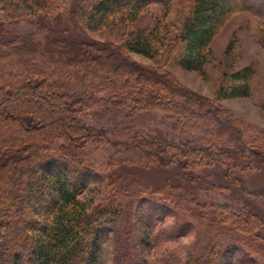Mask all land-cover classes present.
I'll return each mask as SVG.
<instances>
[{"label": "trees", "instance_id": "obj_1", "mask_svg": "<svg viewBox=\"0 0 264 264\" xmlns=\"http://www.w3.org/2000/svg\"><path fill=\"white\" fill-rule=\"evenodd\" d=\"M22 1L35 16L39 12L40 15L43 13L50 16L47 13L54 6L53 0ZM152 1L163 2L75 0L69 17L76 20L78 16L85 30L95 29L113 23L120 16L136 20L145 4ZM248 8L247 0H195L178 32L172 37L168 38L169 31L162 35V31L158 29L148 31V35L138 32L133 40H128L122 47L150 58H163L165 63H170V59L187 71L202 72L218 28L231 12ZM50 19L58 27L55 16L52 15ZM47 21L34 25L33 30L17 31L18 35L33 39L31 50L17 36L0 39V50L10 49L8 52L0 51V129L16 127L3 131L0 137V144L6 146L0 149V264H103L104 244L112 236L115 252H119L120 246L128 252L125 261L129 264H132L131 260L134 261L133 264H148L146 259L135 253L141 244H136V238L134 241L130 239V235L134 237V232L129 220L138 221L137 207L145 205L146 216L148 209L153 208L158 213L156 220L160 221L170 213L176 215L179 212V202L177 204L174 198L168 199V195L159 192L139 190L123 195L125 199L122 202L113 196L108 203L90 207L82 204L81 194L96 175L93 165L85 162V147L90 140H96L95 136H101L104 132L79 124L78 116L99 104L103 93L115 107L127 104L128 98H131V105L144 102L145 105L163 110H170L165 105L169 104L178 115L185 113L190 116L199 131L207 133V136L211 129H215V134L220 136L218 145L210 142L213 136L203 141L206 145L197 148L148 135L147 138L140 139L138 147L152 159L163 160L166 158L162 152L168 154L169 148L177 149L179 156L183 154L185 159L194 161V164L210 162L209 167L203 164L205 166L201 165L202 168L207 167L208 171V168L215 167L222 173L218 178L239 181L237 184L242 186L243 178L239 174L229 177L230 172L234 171V158L244 159L247 157L246 153H250L251 156L259 157L264 165V142L250 139L243 121L228 116V110L218 103L188 89L185 94L179 85L174 86L172 81L164 80V74L159 75L156 69L135 68L127 57L115 58L117 52L108 51L104 46L96 44L86 47L90 41L69 33L61 37L58 29L52 28L49 24L51 21ZM37 35L42 37L36 38ZM260 37L264 44V31H260ZM118 48L120 50L121 47ZM16 49H27L31 58L16 57L12 60L6 56ZM67 50L72 56L64 54ZM136 71L141 76L147 73V78L154 79L151 81L153 84L158 80L167 81V84L156 86L154 90H150L149 86L139 89V80L134 76ZM123 74L124 77L128 74L129 82L134 81L127 88L122 84ZM252 74L253 70L249 66L231 72V84L227 88L224 84L221 86L223 97L248 96ZM71 80L78 82V85L70 88ZM207 115L213 118L209 119ZM235 141L240 143L236 147L237 152L232 148L234 145H229ZM23 146H27L30 153L26 160L25 155H22L26 153L23 150L18 154L10 153ZM5 150L8 152L7 156ZM15 156H18L19 162L13 165L12 158ZM7 164L11 166L8 173L4 170L5 175L2 170ZM176 166L181 168L182 164ZM25 171L26 179L23 178ZM183 171L187 176L185 178L189 180L202 177L199 171L188 168ZM245 190L249 195L264 198V186ZM129 198L132 199L128 201ZM249 203H213L211 207L214 210V221L228 226L231 224L237 230L258 238L257 230L264 231V217L256 212L253 216L243 215L241 210ZM178 214L180 218L175 219L171 226L173 232L191 229L196 223L189 217ZM118 225L122 226L118 228ZM146 230L141 233V240L148 239V229ZM227 240V243L222 242L225 244L221 252L224 262L226 257L229 261L235 257V248H244L240 242L233 244L235 239ZM212 253L216 251L211 249L210 254ZM115 255L116 258L120 257ZM235 261L261 264L263 260L253 262L246 257Z\"/></svg>", "mask_w": 264, "mask_h": 264}, {"label": "rangeland", "instance_id": "obj_2", "mask_svg": "<svg viewBox=\"0 0 264 264\" xmlns=\"http://www.w3.org/2000/svg\"><path fill=\"white\" fill-rule=\"evenodd\" d=\"M53 1V9L51 8V11L47 13L50 15L47 17L43 13L40 15L41 12L35 16L32 11L27 9L28 5L22 0H0V39L17 36L27 49L31 50L33 39L18 35L17 31L33 30L34 25L37 26L44 20L51 21L50 26L57 28L61 37L69 33L77 38L90 41L91 43L86 47L96 44L104 46L103 48L108 51L117 52L115 58L127 57L135 68L140 70L156 69L159 75L164 74L162 75L164 80L172 81L171 83H175L174 86L179 85L185 94L188 89L218 103L228 110V116L235 119L240 118L243 121L250 139L264 142V44L260 37V31H264V1L247 0L248 9H236L230 13L218 28L210 44L209 57L202 72L187 71L170 59L168 60L170 63H165L163 58H150L134 50L127 51L122 47L128 40H133L132 38L138 32H145L148 35V31L158 29L162 31V35L169 31L168 38L172 37L178 32L185 15L195 0H163L162 3L152 1L145 4L136 20L132 21L129 17L120 16L109 25L87 30L83 29L78 16H76V20L69 17L75 0ZM52 15L57 19L58 27L54 24L55 22L52 23L50 19ZM40 37L42 35L36 36V38ZM118 47H121V51ZM27 49H23V51L16 49L6 56L12 60H15L16 57L22 59L29 56L31 58ZM7 50L10 49L5 48L0 51L6 52ZM14 53L15 55H12ZM66 53L68 57L72 56L69 50L64 52V54ZM246 66L253 70L249 80V95L224 98L221 86L224 84V87L227 88L231 84L229 76L231 72ZM135 73L134 76H137L136 79L139 80L137 82L139 89L142 86H149L150 90H154L153 88L156 86L167 84V81H163L162 78H160L161 82L158 80L159 83L154 81L153 84L151 81L154 79L147 78V73L144 76H141L139 71ZM224 74H226L225 78H223ZM127 75L124 77L123 74L122 77V84L126 88L132 85V82L134 83L133 80L128 81ZM76 84L78 85V82L75 80L69 82L70 88H74ZM100 99L99 104L94 105L81 116L79 115L80 117L78 116L79 124L104 132L101 136H95L96 140H90L85 147V162L88 165H93L96 175L81 194L82 204L90 207L108 203L113 196L117 197V201L122 202L125 199L122 197L123 195L139 190H145L147 193L159 192L165 196L168 195L170 197L168 199L174 198L177 204L179 202L177 205L179 212L176 215L170 213L160 221L156 220L158 213L153 208L148 209V216H146L145 205H142L141 208L137 207L139 209L138 221L136 219L129 220L134 232V237L130 235L132 237L130 239L134 241L136 238V244H141L135 253L146 259L148 264H243L241 261L240 263L236 262L235 259L246 257H249L253 262L264 261V231L258 232L257 230L258 238H256L249 233L237 230L231 224L228 226V224L215 222L212 213L214 210L211 207L213 203L242 204L246 201L250 202V205L246 204L244 210H241L243 215L251 214L253 216L252 214L256 212L264 217V198L249 195L245 190V188L255 189L264 186V165L259 157L246 153L247 157L244 159L234 158L236 159L234 171L230 172L229 177L232 174H239L243 178V186L237 184L239 181L218 178V176H222V173L215 167L208 168L206 171L207 167L202 168L201 166L205 164L209 167L210 162L194 164V161L185 159L183 154L179 156L177 149L169 148L168 154L162 152L166 158L164 160L154 157L152 159L137 145L141 138H147L148 135L151 138L184 143L186 147L189 145L197 148L206 145L203 141L208 140L209 136H213L210 138V142L218 145L220 136L215 134V129H211L213 132L211 131L208 136L207 133L199 131V127L195 126V122L193 119L191 120L190 116L185 113L181 116L178 115L179 113L172 111L169 104L165 105L170 110H163L145 105L144 102L140 105H131L132 102H129L131 98H128L127 104L115 107L111 100L105 98L104 93ZM221 115L224 116V114ZM207 117L213 118L208 115ZM12 128L16 127L1 128L0 137L5 131H10ZM238 143L236 141L229 143L230 146L234 145L232 148L234 147L235 152H237L236 147L240 145ZM5 147L0 144V149ZM21 150L26 152L22 154L25 155L24 160L29 158L30 153H28L27 146L18 148L17 151L14 149L10 153L18 154V152L21 153ZM4 153L5 156L8 155L7 150ZM5 156L2 157L5 158ZM18 159V156L13 157L12 164L19 162ZM238 162L244 166L239 165ZM180 164H182V169L176 166ZM6 166L2 170L3 173L4 170L9 172L11 164ZM187 168L201 172L202 177L194 180L186 179L187 176L183 170ZM28 171H30L29 168ZM24 173L23 178L26 179V171ZM4 174L6 175V173ZM213 182L215 184H211ZM130 199L132 198L127 200ZM134 209L136 210V207ZM178 213L195 221L194 226L191 229L173 232L171 226L175 219L180 218ZM252 219L254 218L252 217ZM120 226L122 225H118V228ZM146 229H148V239L141 240V233ZM230 238L231 240L235 239L233 244L240 242L244 248H241L242 250L235 248V257L230 261L226 257L224 262L221 252L225 246L224 243H227L225 241H229L227 239ZM114 242L113 236L108 237L105 241V249L102 253L103 264H129L124 259L128 252L126 253L123 246L119 247V252H115ZM211 249H214L216 253L210 254ZM135 253L132 254L139 258ZM115 254L120 257L116 258ZM263 261L261 264H264ZM131 262L134 263L133 260Z\"/></svg>", "mask_w": 264, "mask_h": 264}]
</instances>
